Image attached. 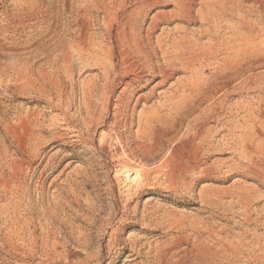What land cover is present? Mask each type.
<instances>
[{"label": "rangeland", "instance_id": "obj_1", "mask_svg": "<svg viewBox=\"0 0 264 264\" xmlns=\"http://www.w3.org/2000/svg\"><path fill=\"white\" fill-rule=\"evenodd\" d=\"M225 1L264 24V0H0V184L12 187L0 186V264L258 262L264 90L188 121L169 96L190 75L154 90L163 79L131 70L123 39L145 2L138 22L152 65L164 66L173 40L208 41L183 10Z\"/></svg>", "mask_w": 264, "mask_h": 264}, {"label": "bare ground", "instance_id": "obj_2", "mask_svg": "<svg viewBox=\"0 0 264 264\" xmlns=\"http://www.w3.org/2000/svg\"><path fill=\"white\" fill-rule=\"evenodd\" d=\"M258 2L259 1H257L256 4ZM210 5L211 3L207 6L210 7ZM204 6H206V4ZM212 7L214 11H211L206 15L200 14L197 17L192 15L191 7L188 10H183V15H181L189 24H196L197 18L199 17L198 19L208 27L205 32H202L200 35V39L207 38L208 41L195 42L187 39V37H180L179 39L173 40L171 44L175 51L174 53L167 55L168 59H166L167 62L164 66L158 65L157 67H154L152 65L153 58L149 52L151 39H149V35L143 37V29H141L142 22H138V13L147 8L146 3L142 2L141 5L126 16L127 18L122 24V29L124 30L126 27H128V29L130 27L133 28H130V31L132 30L131 32H124L125 34H123L124 41H126L129 47H131L128 49V52H126L127 56L138 58V64L131 70L139 68L143 74L147 72L153 74V76L158 74V76L163 79L154 90L171 81L175 74L184 72L190 75L188 80L177 82L176 89L171 92L172 94L169 96V101L172 102L173 109L178 110L177 112L180 111V113H178L179 115L184 116L187 120L190 118V120L192 119L194 122L204 120L208 115V112L210 114H219L224 108L223 102L226 101L225 99H230L229 97L234 93L249 95L264 90V47L259 43V39L264 36L263 21H247L248 18L252 17L251 11L246 9L247 7L245 8L241 3L235 1H225L224 3H218ZM93 10H95V8ZM154 30L155 27H153L150 32ZM197 66L204 69L212 67L215 72L210 79H205L202 77L205 70L199 69ZM144 76L145 75H143V77ZM109 77L110 76L108 75L107 80H109ZM140 78L142 77H139V79ZM132 86V83L124 85L122 91L117 96L118 105H121L123 101H125V95ZM252 106L253 105L250 107ZM255 114L256 113L253 112L254 117ZM84 123L87 127H92L90 122L84 121ZM142 126L148 127L149 121H145ZM254 138L256 139V137ZM102 139L104 140V137H102ZM110 142L111 141L109 140L108 143ZM9 184L10 182L2 180L0 186L11 191L12 187ZM10 187L11 189H9ZM261 251L262 256L258 259L259 263L256 261L255 264H264V247H262ZM253 262H255V260Z\"/></svg>", "mask_w": 264, "mask_h": 264}]
</instances>
